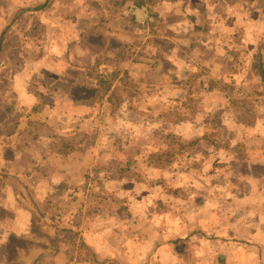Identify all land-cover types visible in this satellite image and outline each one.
<instances>
[{"label":"crops","instance_id":"0c3cea01","mask_svg":"<svg viewBox=\"0 0 264 264\" xmlns=\"http://www.w3.org/2000/svg\"><path fill=\"white\" fill-rule=\"evenodd\" d=\"M79 2L54 3L61 18L53 20L40 16L47 10L44 5L35 10L32 23L40 30L36 40L42 41V30L51 31L44 40L52 39L53 48L36 43L35 52H24L17 37L18 44L11 45L4 30L0 33V264H28L29 256L44 252L49 258L36 264H59L58 255L62 264H264V179H235L238 184L232 187L239 193L249 187L250 193L225 200L222 189L229 185L222 179L205 183L204 193L178 196L181 179L156 174L170 155L161 157L164 152L155 147L149 152L142 145L134 148L136 158L118 151L125 148L121 141L132 142L134 132L139 134L138 127L133 119L129 124L128 117L123 123L121 115L106 120L103 101L96 98L102 85L94 77L107 75L111 66L120 64L121 52L134 44L144 50L149 67H138L136 74L151 76L152 66L163 65L156 57L185 67L184 81L195 73L200 76L195 64L201 72L200 65L216 71L208 68L211 61L226 64L229 73L235 61L231 53L237 49L242 53L238 57L254 63V71L247 67L241 77L259 73L264 85V0H153L159 24L155 37L132 20L114 16L120 7L113 0ZM31 9L26 3L19 6L7 27L26 26L22 16ZM72 10L81 11L83 18L71 16ZM99 11L100 19L90 17ZM143 13L136 8L133 16L140 19ZM62 33L70 45L65 53L55 49ZM136 57L140 65L143 55ZM241 89L242 96H248L249 84ZM259 96L262 111L264 94ZM247 101V106L254 102ZM205 105L216 107L208 111L211 124L219 129H212L213 136L200 131L194 155L212 169L217 156L235 159L234 148L240 146L231 139L239 136L219 125L228 121L229 116L220 113L225 105L216 98ZM122 125L130 129L129 138L121 133ZM187 145L169 151L174 163L195 148ZM153 157L160 158V164L150 163Z\"/></svg>","mask_w":264,"mask_h":264},{"label":"rangeland","instance_id":"374dc122","mask_svg":"<svg viewBox=\"0 0 264 264\" xmlns=\"http://www.w3.org/2000/svg\"><path fill=\"white\" fill-rule=\"evenodd\" d=\"M79 1V3H81L82 0ZM98 1L103 2L104 0ZM113 1L117 2V7H120L118 8L119 10H117L118 12L115 10L112 12L114 16H118L119 14V16H122L126 20H132L133 22L131 21V23H133L135 27L139 26L140 31L145 32L144 30H149L148 32H155L154 37L157 36L159 24L156 20L157 17L153 15V0ZM140 1L145 4L142 6L138 5ZM57 2L62 4L64 0H0V33L4 30L3 35H7L11 45L18 44L15 41L17 37L20 42H23L22 50L24 52H35L33 47L36 43L38 45L37 47L46 45L53 48L50 44L52 39L44 40V37L46 35H51L52 32L47 31L45 33L42 30V34L44 35L41 37L42 41L37 42L36 38L38 34H40V30H37L38 28H36L32 22L36 15L35 10L40 9L43 5L44 9L46 8L47 10H42L41 13L39 12L40 16H44L48 19L50 18L51 20L56 19L58 15V18H61V13L55 12L53 9L54 3ZM101 2H99V4ZM25 3L28 8H32V12L28 10L26 13H30L29 15L26 16V14H24L25 16H22L26 18L27 25L22 26L23 28L12 25L13 27H11L10 30L7 24L12 19L16 18V10H18L19 6H25ZM111 4H113V2ZM136 8L144 12L143 18L136 19V17L133 16V11ZM147 10H149L148 15ZM73 12L74 10L70 11V13ZM62 13L67 15L68 12ZM80 13L81 11H76L71 16L82 19L83 17ZM100 13V11L96 12V14H91L90 17L100 19ZM134 13L136 14V11ZM145 20L152 25L146 24ZM81 25L82 23L80 26ZM149 25L150 28L146 29L145 27ZM79 36L81 39L83 38V35ZM64 37L65 33L57 34L55 45L57 52H62L64 50L63 52L65 53L68 49L67 47L70 46L68 43H64L62 40ZM58 39H60L59 42ZM200 46L198 48H200ZM137 47L138 46L134 44L128 45L126 50L121 52V54L123 53V58L120 64L118 63L117 66L113 68H111V66L110 69H108V74L106 73L107 75L102 74L103 85L101 89L103 93H100L96 97L97 101L98 99L103 101L102 110H105L104 112L108 122L112 117L117 119V116L121 115L123 123H126L124 119L128 117L130 118L128 120L129 124H131L130 121L133 119L132 124L138 127L139 134L134 132L133 136H136L133 137L132 142L130 139L124 140V143L121 141L120 145L125 148H118V151L124 152V156H126L127 151L130 154L134 153L131 155L136 158L137 156L134 148L135 146L142 145L143 149L149 152L152 151V147H155L156 151L160 153L164 152V154L161 155L162 157L166 154L171 155L168 154L169 151L171 152L173 150L177 152L182 147V143L184 144L187 142L188 145L197 144V136L200 134V131L213 136L212 129L216 126L219 129V126L217 123L211 124V114L208 110L213 112L216 107L211 105L210 108H206L205 101L216 98V100H219L221 107L225 105L221 108L220 113H222V116H229L227 119L228 121L219 123V125L223 127L227 126V131L234 132L233 136H239L238 138L231 139L234 146H240L238 150L234 149L235 159L230 161L228 159L226 160L227 155L217 156L215 158L217 162L215 164L216 166H213L212 169L208 166L205 168V163H201L197 160L198 155H194V150L200 145L198 144L196 145L197 148L195 147L194 149L187 147L191 150H187V157L183 158V160H179L175 163L173 162L171 166L167 164L159 165L160 170L158 172L156 171V174L159 173L162 175L163 179H167L170 176H178L181 181L178 182V192L176 194L178 196L180 195L182 198H186L188 195L193 196L194 192L199 190H202L199 192L204 193L206 188L203 185L205 183H210L209 180L212 179L227 180L229 186L226 189H222L223 200L228 197L235 198V196L239 194L242 196L243 194L247 195L250 193L249 187H246L242 193H239L237 188H234L235 185L232 187V183L238 184L235 179L238 181L264 179V119H261L264 115L261 118L260 115H258L262 108L257 104V100L260 97L259 95L264 94V85L259 73L258 75L248 73L247 76L241 77V72L247 67H249L251 71H254V63H252V60L248 59L246 56L238 57L237 53H242L236 49L233 50L235 52L234 54L231 53V57H235V61L232 64V71L229 72L231 73L230 75H228L226 64L225 67H222L217 62L211 61L213 62V66L208 68L216 71H208L200 65L199 67L202 69L201 72L197 67L198 65L195 64L193 69L194 71L198 70L200 76L197 77L195 73V76L184 81L183 69L185 67L178 66L176 61L172 59L156 57V60H160L163 65H161L160 68H157V66H152V68H150L151 76L153 77V79H151V76L146 72L136 74L140 72L139 68H141L142 65L144 67L143 69L149 68L145 65V61L147 60L144 50L139 48L138 51L136 50L138 49ZM199 54L200 53H196L197 56H199ZM138 55H143L140 65L136 63V56ZM261 56L262 65L264 67V53ZM216 73L218 74L215 75ZM232 73H236V75ZM95 75L94 77L98 79L99 74ZM147 78L148 81H146ZM248 84L250 89L245 92L248 96L244 97L242 96L241 88L248 86ZM233 86H235L236 91H232ZM214 89H216V91H213ZM212 92L214 93L213 96H211ZM102 94H104V96H102ZM238 98L244 101L245 105H243ZM249 99L254 101L251 103V106L246 105ZM94 102L95 101H92L93 104ZM95 109L94 107L91 110L93 116ZM261 112H264V109ZM102 114L103 113L100 112V115ZM145 118H152V121L149 119L147 122ZM218 129L215 130L218 131ZM120 131L126 138H129L130 135H127L126 132H129L130 129L127 128V125H122ZM165 134H170L169 138ZM222 141L225 140L223 139ZM242 141L249 142V149L248 146L241 143ZM221 142H218V144H221ZM94 143H96V141ZM229 143L230 142L222 144L229 145ZM128 147L131 148L129 149ZM218 150H222V148H218ZM247 156L249 160L247 159L245 161ZM203 157L206 156L203 155ZM215 161L212 162L214 163ZM200 163L203 164L202 167ZM126 164L127 163L124 164L122 162L123 166ZM245 183L248 184L249 182ZM260 185L264 187V182H261ZM241 188H243V186H241Z\"/></svg>","mask_w":264,"mask_h":264},{"label":"trees","instance_id":"16d2710c","mask_svg":"<svg viewBox=\"0 0 264 264\" xmlns=\"http://www.w3.org/2000/svg\"><path fill=\"white\" fill-rule=\"evenodd\" d=\"M145 3H143L142 1L138 2V5H144ZM28 12V11H26ZM186 76V75H185ZM105 78V77H104ZM98 82H99V85H103V81H102V75H99L98 76ZM108 90V89H107ZM97 92V91H95ZM108 92V91H107ZM106 92V93H107ZM97 93H103V90L102 91H98ZM104 93V94H106ZM195 144V143H194ZM217 145H220V144H217ZM196 146L191 144V145H188L187 147H191V148H194ZM221 147V146H220ZM235 150H237V148H234ZM174 155H170V156H167L165 157V164L167 165H172L173 164V159H174ZM150 163H159L160 164V158L158 157H153L150 159ZM198 202L196 200H194L192 202L193 205L197 204ZM49 253L48 252H44V253H34L33 255L29 256L28 260V264H36L40 259H44V260H47L49 258ZM58 261H59V264H62L63 262V256L62 255H58ZM25 264V263H24ZM27 264V263H26Z\"/></svg>","mask_w":264,"mask_h":264}]
</instances>
